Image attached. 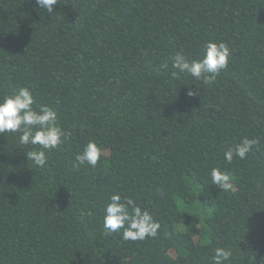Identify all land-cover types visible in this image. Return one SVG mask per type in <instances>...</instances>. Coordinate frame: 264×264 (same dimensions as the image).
<instances>
[{"label": "trees", "instance_id": "16d2710c", "mask_svg": "<svg viewBox=\"0 0 264 264\" xmlns=\"http://www.w3.org/2000/svg\"><path fill=\"white\" fill-rule=\"evenodd\" d=\"M208 41L232 50L213 83L173 68ZM21 87L71 135L41 168L26 155L39 145L0 133V264H213L217 247L264 264V0H0V96ZM244 138L258 144L228 163ZM89 140L100 161L74 166ZM114 193L156 237L105 234Z\"/></svg>", "mask_w": 264, "mask_h": 264}, {"label": "clouds", "instance_id": "9594fccd", "mask_svg": "<svg viewBox=\"0 0 264 264\" xmlns=\"http://www.w3.org/2000/svg\"><path fill=\"white\" fill-rule=\"evenodd\" d=\"M36 4L53 12V5L57 0H35ZM231 49L226 42L216 43L208 41L204 45L201 59L189 60L184 54L177 53L173 59V68L179 73H186L197 80H203L205 84H211L227 68ZM161 69H166L168 64H161ZM175 76L176 73H173ZM196 93L189 90L191 97ZM35 98L28 87H21L12 94L0 96V133H20L18 139L22 145H39V150L26 153L27 159L38 167H45L48 162L47 152L58 148L69 139L71 135L58 123L57 111L47 105L34 108ZM258 140L244 138L235 146L228 147L224 152V158L228 163L234 156L240 159L246 158ZM102 149L95 140H89L81 152L75 156L74 166L87 164L95 167L101 159ZM210 178L213 185L222 191H229L233 184L226 171L218 167L210 169ZM161 224L154 219L149 210L138 206L130 197H122L120 193L110 196V202L105 205L103 216V228L105 234L116 233L123 229L122 238L131 241H143L148 237H156ZM232 256L231 250L223 247L214 249L213 264H225Z\"/></svg>", "mask_w": 264, "mask_h": 264}]
</instances>
